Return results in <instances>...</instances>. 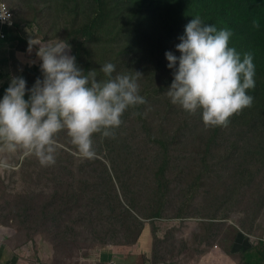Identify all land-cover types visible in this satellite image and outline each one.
Listing matches in <instances>:
<instances>
[{"label": "trees", "instance_id": "1", "mask_svg": "<svg viewBox=\"0 0 264 264\" xmlns=\"http://www.w3.org/2000/svg\"><path fill=\"white\" fill-rule=\"evenodd\" d=\"M2 1L10 5L14 3V11L18 9L16 15L12 11V30L17 31L13 39L14 48L25 50L29 45L31 34L37 40L51 41L57 38L66 40L71 45V53L69 54L76 57L77 65L85 72L93 69L99 71L101 66L111 62L116 65V73H131V71L142 73L143 77L138 80V83L140 95L145 97L146 104L130 108L124 113L122 120L128 111L139 113L134 115L135 122H142L146 132H153L147 128L148 124L152 125L150 120L151 109L155 106H164V116L160 111H156L154 115L160 121V125L154 127L156 134L150 137L151 143L158 151V155L152 163V171L158 180H156L154 193H152L153 198L146 208V215L142 214L138 202L141 195L140 189H130V181L124 179L123 174L116 173L120 169V162L117 159L109 160L108 163L104 164L97 162L98 164L96 163L92 169L97 156L92 160L81 158L79 160L85 162L84 165L79 164L80 169L85 170L87 168L88 172H91V174L82 176V180L89 185V181L92 179V185L87 187V202L80 208L85 219L89 223H93L92 226L101 232L100 235L108 233L106 223L110 232L115 231V227L121 229L119 234L116 233L109 239L116 241V246L109 244V241L106 240L95 241L99 250L94 254L96 257L91 264H127L130 262L177 264L178 261L162 245L163 240L157 236L156 228H154L155 220L161 219L164 212L163 207L159 204L163 201L164 196L166 197L170 193V189L164 186L165 174L168 173L167 157L171 154L168 149L176 145L178 152L177 143L180 138H184L185 142L188 143L191 135V142L195 141L204 146L205 151L208 150L207 154L210 155L212 154L210 149L213 145H215V151L218 143L228 140L226 135H233L236 138L246 140L245 144L248 145L245 149L248 153L264 157V0ZM22 6L26 7L23 11ZM43 10L50 12V15L44 14ZM196 16H200L204 23L214 25L217 30L231 29L233 36L230 39V46L235 47L242 57L247 52H252L254 56L256 83L254 89L249 90L248 93L254 98L253 104L250 108L244 109L241 114L233 116L227 128L217 127L205 130L200 113L188 116L179 107L172 105L170 99L165 95L173 79L172 70L167 68L165 52L173 51L175 55L179 56V53L175 52V45L179 43L178 37L184 34L185 26ZM253 20L259 22L260 27L258 29L252 27ZM24 30L30 32H23ZM2 31L6 36L9 35L8 27L4 26ZM20 34L21 37H19ZM33 47L35 64L22 65L18 61L13 62L16 63L15 73L26 80V87L29 89L36 79L42 76L41 62L36 57L39 45L33 44ZM101 51L104 52L102 61L99 59ZM7 64L8 59L0 56V80L7 78L5 73H10L13 70V68L8 69ZM101 75L103 78L102 73ZM8 85L4 83L0 87V99H2ZM25 99H27V95ZM179 122L181 125L177 129V133L170 135L164 125ZM62 135L65 134L61 133L59 137ZM122 136L124 134L120 135L116 143L121 141L120 149L126 150L125 154H128L131 143L123 139ZM96 137L99 141L95 139ZM96 137L94 140L98 154V149L103 147L105 139L101 140L99 136ZM98 142L100 143L97 145ZM62 145L67 153L62 152V149L60 150L61 153L73 158L74 156L68 154V152H72L70 143ZM147 146L149 147L148 144ZM231 150L232 152L227 155L218 152L215 161L212 162L211 159V166L209 171L207 170L208 174L205 179L203 181L200 177L195 179L201 181V185H198L200 190L207 178V193L215 197L219 194L222 189L223 176L220 175L221 180L217 179L215 183L209 182L213 170L218 167H223L221 173L225 175L231 174V170L244 171L240 155L233 152L232 147ZM176 155H179V152ZM162 157L164 159H161ZM135 159L137 161L135 169L137 170L140 166L139 154L136 155ZM149 160L146 159L147 162ZM9 161L12 167L6 169L8 176L4 180L0 178V204H5L6 208H13V215L10 216L13 219L5 216L3 222H0L5 226L11 222L13 235L7 241L17 249H22L24 242H35L36 249L33 252L35 260L32 257L29 258V255L26 257V264H29V261L30 264H69L70 261L66 258L63 262L61 260L56 261V258H61L58 257L59 250L57 249L60 236L55 231L50 230L51 223L45 222V216L63 217L74 214L72 208H68L66 204L70 202L71 196L73 199H79L80 193L73 192L71 195L67 191H55L54 194L53 192L47 194V198L39 206L38 213L34 214L31 204L35 195L31 189V182L20 180L19 175L24 179L27 173L31 174V170H34L41 176L48 167L41 166L35 158L25 157L19 153L9 157ZM67 161L72 166L73 162L68 159ZM19 169L20 173L18 172ZM31 176L33 177V174ZM194 186L192 185L187 192L192 191ZM262 188L264 189V186ZM241 202L242 197L234 199L231 205L228 204V207H240ZM153 206L154 208H152ZM69 209L71 212L65 213ZM175 216L182 218L183 213H177ZM30 218L35 219V221H30ZM227 218L229 215L209 218L212 220L207 222L213 226L215 221ZM112 221H116L117 225H113ZM28 225L32 228L30 231L36 230L32 237L31 235L28 236L30 232ZM80 229L82 230L84 227L80 226ZM227 229L234 234V239L233 241L227 240L229 246L222 253V264H264V239H259L258 245H247L248 236L246 235V237L237 225L230 222ZM63 239L66 241L65 237ZM224 242L222 241L223 245ZM47 244L51 246L52 250L46 248L48 247ZM68 244L72 243L68 242ZM218 252L212 251L207 255L204 253L197 264H219V256L216 257L215 255ZM40 253H48L49 257L42 261ZM89 256L87 255V258ZM108 256L110 257L108 258ZM79 260L81 264L85 263L80 258Z\"/></svg>", "mask_w": 264, "mask_h": 264}, {"label": "clouds", "instance_id": "2", "mask_svg": "<svg viewBox=\"0 0 264 264\" xmlns=\"http://www.w3.org/2000/svg\"><path fill=\"white\" fill-rule=\"evenodd\" d=\"M1 5L5 9L0 10V20L6 22L0 23V56L10 62L8 49L14 48L11 35L17 31L12 30V10L2 0ZM4 26L13 33L6 36ZM252 27L258 29L259 22L253 20ZM232 36L231 29L217 30L196 16L178 37L175 52L179 56L165 52L173 75L165 95L188 116L200 113L205 130L227 128L233 116L253 104L248 93L256 83L254 56L247 52L242 57L230 46ZM31 38L26 51L34 49L33 44L39 45L36 57L41 62V78L30 89L22 76L11 77L10 82L9 78L1 79L2 85H9L0 99V169H10L9 157L18 153L35 158L43 167L55 165L63 148L58 142L61 133L68 137L74 156L94 159V137L115 138L124 113L146 104L138 83L142 73H116L111 62L99 71L85 72L69 54L71 45L66 40ZM98 72L102 79H98Z\"/></svg>", "mask_w": 264, "mask_h": 264}, {"label": "rangeland", "instance_id": "3", "mask_svg": "<svg viewBox=\"0 0 264 264\" xmlns=\"http://www.w3.org/2000/svg\"><path fill=\"white\" fill-rule=\"evenodd\" d=\"M8 5L16 15L18 9L14 11V3L13 5ZM21 8L22 11L26 9L24 6ZM22 13L29 16L24 12ZM43 13L50 15V12L46 10H43ZM33 38L36 40L35 37H32L31 40ZM28 51L31 50L28 48ZM28 51L26 55L31 56L32 54ZM103 58L104 52L101 51L99 53L100 61H102ZM32 60L31 63L35 64V58ZM98 79H102L101 73H98ZM2 83L3 80H0V85H2ZM156 111H160L162 116H164L165 108L161 105V107L155 106L151 109L150 120L152 125L148 124L147 128L151 129L154 133L146 132L143 129L142 122H135L133 111H128L127 115L124 116L122 125L116 130L115 138L105 139V143L102 148L100 147L98 149L97 159L92 165L93 169L97 162L104 164L108 163L109 160L117 159L121 165L116 173L123 174L122 177L130 181V189H140L141 191L138 202L143 215L147 213L146 208L149 201L153 198L152 193H154L156 180H158L152 171V163L158 155V151L150 141L151 135L156 134L154 127L160 125V121L154 116ZM161 125L163 126V124ZM180 125L181 122L168 123V125L164 126L169 131L170 135H172L173 133H177V129ZM121 134H124V136H122L123 139L131 143V149L128 154H125L126 150L120 149L119 144L121 141L116 143ZM225 137L228 140L218 143L215 151V145L211 147L210 150H212V154L210 155L207 154L208 150L205 151L204 146L197 144L195 141L191 142V135L188 141V143H191L188 146L184 138H180L178 141L179 155H176L178 153L176 145L168 149V152L171 154L167 157L168 173L165 174L164 186L170 189V193L166 197L164 196L163 201L159 204L163 207L164 212L161 219L155 220L154 228H156L157 236L163 240L162 245L168 249L170 254L178 261L177 264H197L204 253L207 255L212 251H219L215 255L216 257L219 256V264H222V253L229 246L227 240L233 241L234 239V234L227 229L230 222L237 225L242 233L248 236H246L248 239L247 245H258L259 239H264V189L262 188L264 186V157L254 153H248L245 149L248 144H245L246 140L244 138H236L233 135H226ZM58 139L61 145L69 143L65 135L60 136ZM95 139L99 141L97 137ZM99 143L100 142H98L97 145ZM231 147L233 152L240 155L244 171H240L239 169H237V172L231 170V174L225 175L221 173L223 167H218L213 170L209 182L215 183L217 179L221 180L220 175L223 176L221 182L222 189L219 194L215 197L207 193V178L200 190L198 185H201V181L195 179L200 177L203 181L211 166V159L212 162H214L218 152H223L227 155L232 152ZM62 152L67 153L64 148H62ZM68 154L74 156L72 152H68ZM137 154H139L140 166L136 170L135 163L137 161L135 158ZM67 159L73 162L72 166L68 164ZM146 159L150 160L147 162ZM161 159L164 158L162 157ZM59 160L60 162H58ZM79 160L80 158L76 156L69 158L60 151L55 165L49 166L41 176L34 170H31V174H33L34 178L32 176L30 177L31 174L27 173L24 179L19 175V179L24 182H31V189L35 195L31 204L34 214L38 213L39 206L42 201L47 198V194H51L52 192L54 194L55 191H67L71 193V195L73 192L80 193L79 199H73L71 196L70 202L66 204L68 208H72L74 214L63 217L46 215L45 222L48 224L51 223L50 230L55 231L56 234L60 236L57 249L59 250L58 257L61 258H56L57 262L58 260L63 262L66 258L70 261L69 264H81L80 258L81 261L85 262L84 264H91L94 257H96L94 254L99 250V246L95 245L97 244L95 241L106 240L109 241V244L116 246V241L109 239L116 233L119 234L121 229L120 227H115V231L112 230L113 232H110L109 226L106 223L105 225L108 233L106 235H100L101 232L92 226L93 223H89V221L85 219V215L80 207L84 206L87 202V187L92 185V179L89 181V185L82 180V176L88 173L91 174V172H88L87 168L81 170L79 164L81 163L84 165L85 162ZM141 166L142 168L140 169ZM18 172L20 173V169ZM7 176L8 173L6 169H0L1 180L6 179ZM192 185H195L193 190L187 192ZM241 197L242 202L240 207H228V204L231 205L234 199H239ZM152 208H154V206ZM69 212H71L70 209L65 213ZM180 212L183 213V217L177 218L175 215ZM12 215L13 208H6L5 204H0V222H3L5 216L10 218ZM226 215H229V218L215 221L213 226L207 222L214 217ZM20 220L23 221L22 219ZM30 221H35V219L30 218ZM112 222L113 225H117L116 221ZM11 226V222L8 226L0 223L2 231L10 230L13 232ZM80 226H83L84 229L81 230ZM28 227L30 231L32 228L29 225ZM149 228L152 229L151 227ZM35 231V229L30 231L28 236L31 235L32 237ZM63 237L66 238V241ZM225 240L226 242H224ZM67 241L72 244H68ZM46 248L52 250L50 245ZM34 249H36L35 242H24L23 248L18 249L17 254L16 251L12 253L9 252V254L1 252L0 257L4 261V264H26V257L30 254L29 258L32 257L35 260V255L33 254ZM143 251L145 252V249H143ZM87 255L90 256L87 258ZM50 256H52V254H50ZM236 256L239 257L238 255ZM40 257L41 260L44 261V258L49 257V254L40 253ZM109 257L110 256H108V258ZM28 263L30 264L31 262L29 261Z\"/></svg>", "mask_w": 264, "mask_h": 264}, {"label": "crops", "instance_id": "4", "mask_svg": "<svg viewBox=\"0 0 264 264\" xmlns=\"http://www.w3.org/2000/svg\"><path fill=\"white\" fill-rule=\"evenodd\" d=\"M23 32L27 33L28 31H23ZM12 33H13L12 31L9 32L10 35ZM15 35L16 34H12L11 35V41L12 42H13V39H14ZM19 37H21V34L19 35ZM13 44H14V42H13ZM27 51H26V48H25V50H19L18 48H13V47L8 49V57L10 59V62H8L7 68L8 69H12L13 68V70L10 71V73L7 74V78H9V82H10V78L11 77L18 76L15 73L16 63H13V61H18L22 65H25V64L32 65L31 61H33L32 59L35 58V50L31 49V51H28V52H30L32 54L31 56L26 55ZM7 232H8V235H7ZM12 235H13V232H11L10 230L2 231L1 228H0V253L1 252H6V254H9V252L12 253V252L16 251V254H17V250L18 249L15 248L14 246H12V244L9 241H7ZM3 263H4V261L0 257V264H3ZM133 263L138 264L137 262H130V263H127V264H133Z\"/></svg>", "mask_w": 264, "mask_h": 264}, {"label": "built area", "instance_id": "5", "mask_svg": "<svg viewBox=\"0 0 264 264\" xmlns=\"http://www.w3.org/2000/svg\"><path fill=\"white\" fill-rule=\"evenodd\" d=\"M5 9L3 5H1L0 10ZM8 13V12H7ZM9 15V14H8ZM6 21L0 20V23H5Z\"/></svg>", "mask_w": 264, "mask_h": 264}]
</instances>
